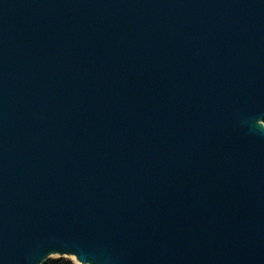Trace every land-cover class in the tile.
Returning a JSON list of instances; mask_svg holds the SVG:
<instances>
[{
  "label": "water",
  "instance_id": "95a60500",
  "mask_svg": "<svg viewBox=\"0 0 264 264\" xmlns=\"http://www.w3.org/2000/svg\"><path fill=\"white\" fill-rule=\"evenodd\" d=\"M264 264V0H0V264Z\"/></svg>",
  "mask_w": 264,
  "mask_h": 264
},
{
  "label": "trees",
  "instance_id": "16d2710c",
  "mask_svg": "<svg viewBox=\"0 0 264 264\" xmlns=\"http://www.w3.org/2000/svg\"><path fill=\"white\" fill-rule=\"evenodd\" d=\"M47 264H74V263L66 259H51V260H48Z\"/></svg>",
  "mask_w": 264,
  "mask_h": 264
},
{
  "label": "rangeland",
  "instance_id": "374dc122",
  "mask_svg": "<svg viewBox=\"0 0 264 264\" xmlns=\"http://www.w3.org/2000/svg\"><path fill=\"white\" fill-rule=\"evenodd\" d=\"M51 259H66V260H70L72 261L74 264H80L76 261V259L69 257V256H65L64 258H62L60 255H52L49 260Z\"/></svg>",
  "mask_w": 264,
  "mask_h": 264
},
{
  "label": "bare ground",
  "instance_id": "6f19581e",
  "mask_svg": "<svg viewBox=\"0 0 264 264\" xmlns=\"http://www.w3.org/2000/svg\"><path fill=\"white\" fill-rule=\"evenodd\" d=\"M71 257L75 259V257H73V256H71Z\"/></svg>",
  "mask_w": 264,
  "mask_h": 264
}]
</instances>
